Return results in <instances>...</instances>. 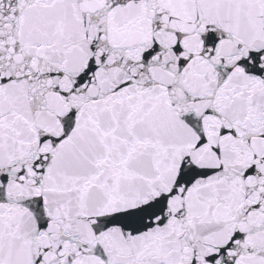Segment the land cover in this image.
<instances>
[{
    "label": "snow or ice",
    "instance_id": "6c2138e0",
    "mask_svg": "<svg viewBox=\"0 0 264 264\" xmlns=\"http://www.w3.org/2000/svg\"><path fill=\"white\" fill-rule=\"evenodd\" d=\"M0 264H264V0H0Z\"/></svg>",
    "mask_w": 264,
    "mask_h": 264
}]
</instances>
